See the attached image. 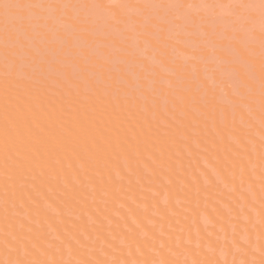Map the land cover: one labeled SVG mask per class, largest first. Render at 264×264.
<instances>
[{
	"label": "bare ground",
	"instance_id": "1",
	"mask_svg": "<svg viewBox=\"0 0 264 264\" xmlns=\"http://www.w3.org/2000/svg\"><path fill=\"white\" fill-rule=\"evenodd\" d=\"M12 37L14 36L12 35ZM0 48L3 49V47ZM12 49L14 50V47ZM160 63L162 62L160 61ZM0 72L4 74V71ZM13 72L20 73L14 70ZM15 73L12 75L15 76ZM1 74L0 78L1 76H5L4 80L9 78ZM32 76L34 77L33 74ZM32 76L30 78H33ZM14 78L18 79L19 75ZM25 78L28 79L27 75ZM11 79L8 80L13 81ZM19 80L14 82L21 86L0 80V264H264V198L260 199L261 197H259L261 192L264 193V159H262L264 156H261L264 148H260L264 146V142L253 137L260 140L256 141L258 143L256 150L259 148L256 151L253 147L255 145H249V140L248 143L246 142L247 134L245 138H241L244 137V132H242L241 126L240 132L238 127L240 124L237 125V122H234L236 131L235 128H228L227 125L232 124L227 115L228 111L225 114L228 117L226 120L231 124H226L227 128L224 131L222 128L225 125L221 126V123L215 121L218 118L215 116V112L214 119H216L213 124L215 128L210 125L211 123L205 124L207 119L204 120V126H206L204 130L202 124L204 121L201 123L203 119L200 120V117H197L200 124H195H199V126H195L193 121L198 122V119L195 117V120L193 117V115L195 116L193 110V113H190L192 108L188 110V107L185 108V106L180 107L184 108V112L187 109L186 113H190L189 116L185 115L184 119L183 116L182 119L181 116L179 117L180 120L185 121H181L182 125L185 123L184 127L179 128L180 123L176 121L178 120L176 117L179 115L177 114V116L175 111L176 120L175 118L173 120L178 124L177 127L176 124L171 127V121H174L171 117L164 121V117L161 118V116L165 114L159 115L162 113L161 109H156L155 112L159 111V113L152 111L153 115L155 114L157 118L160 117L153 121V119L155 120L154 116L151 119L152 114H148L152 109L147 111L149 110L147 106V112H145L147 116L145 114L144 117V110L141 109V113L138 112L141 106L132 110V104L129 108L128 101L125 103L126 105L121 103L124 99L120 100L116 97V100H120V102L114 101L115 99H112L113 102L108 101L111 99L110 97H113L109 96L110 92L117 89L114 86H112L113 89L110 88L109 93L106 91L108 95H105L106 92L103 93L107 97V99L105 98L107 102L103 103L105 99L102 102L100 97H96L99 100V103H96L93 100L100 89L98 88L97 91L93 83L94 86H91L95 90L92 92L96 93L97 91V93L92 96L91 93L86 92L88 97H91L86 96L85 98L90 100H83L88 102L83 103L82 99L73 96L71 92L69 93L66 88L69 84L62 87L65 83H61V88H65V92L68 91L70 97L73 96L79 101L75 100L77 101L75 102L73 97L68 98V101L65 100L67 96H64L65 98L56 97L55 94H67L64 93V90L61 92L57 90L59 93L55 91V93L47 94L54 90L27 87L28 80L26 82ZM30 82H32L31 79ZM30 82V85L39 83L33 81L34 83L31 84ZM18 87H22V91ZM25 87L30 91L27 89L24 91ZM76 87L79 91L81 85ZM82 87L85 89L86 86ZM164 87H166L165 84ZM51 88L55 89V87ZM34 89H36L35 92ZM40 89L45 91L47 96L43 95ZM83 90L79 96L83 95ZM38 91L41 93H37ZM102 91L104 92L103 89ZM120 92L118 90V93ZM61 94L60 96H63ZM103 94L100 95L103 96ZM168 94L170 95V93ZM125 97L128 99L129 96ZM96 98L95 101H97ZM186 100L188 99L186 98ZM156 101L158 102L157 99ZM173 102L177 103L178 101ZM136 103L141 105L138 98ZM186 103L188 104V101ZM113 104H118V106ZM196 105L198 104L196 103ZM201 106L202 109L206 108ZM208 109H205V112ZM128 110H131L130 113H127ZM132 111H137L135 112L136 116L131 115ZM209 111L207 115H211L212 111ZM133 112L132 114H134ZM238 112L236 113L238 114ZM191 116L194 120L191 119ZM201 117L203 116L201 115ZM188 118L192 120L191 125V120ZM160 120L164 125L169 123L168 127L170 128L161 127ZM200 125L202 128H199ZM207 126H212V129H208ZM217 128L221 130L219 131ZM201 129L204 130V133ZM213 129L216 130L213 131ZM193 130H197V132H193L196 138L191 132ZM233 130L236 133L232 132V136L239 137H233L236 141L235 144L232 142L231 136ZM215 131L216 134L213 133ZM228 135L231 136V139ZM248 136L250 137V135ZM193 141H197V146ZM207 143L210 146H207ZM206 146L207 149H203ZM249 146L253 149L251 148V150ZM203 150L207 152H203ZM254 150L256 152L253 153ZM196 156L199 158L197 159ZM202 156L206 159V164H203L205 161L203 162ZM192 158L196 159V162L193 161L194 164L191 161ZM258 159H262L263 162ZM207 164L213 168H204L205 165L208 166ZM202 165L204 167H201ZM260 165L262 168L259 167ZM148 169L153 173L152 176H150L151 172H147ZM252 169L259 173L262 171V173L259 174ZM209 171L213 173L216 171L215 174L219 177L221 174L222 183L225 185H220L218 181L215 182L218 180L217 176L208 173ZM210 174L214 175H212L213 178L210 177ZM214 177L215 180H213ZM224 181L228 182L227 185ZM212 182L218 183V185H213ZM247 184L252 192L245 186ZM230 186L232 189L229 191H234L232 194L227 191ZM244 186L247 188L245 195L241 194L243 191L241 189ZM248 193L252 197H247ZM163 196H167L168 199ZM255 196L258 197L257 201L261 205L257 204ZM252 199L256 203H254L255 201L250 202ZM243 203L244 207L239 206ZM250 204L252 207H249ZM255 204L258 205V211L254 208ZM225 207H229L232 212L230 214L235 216L229 218ZM240 207H243L244 211L245 207L247 210L249 209L246 212L250 213L247 215H251V218L248 219L246 212ZM254 211H257L258 217L260 216L259 218L263 220L262 223H254ZM200 216H203L204 224L209 220L211 227L208 224H203L204 227L200 222L201 219L199 220ZM244 216L246 222L248 220L250 222L244 223L245 220H241ZM203 220L201 221L203 222ZM233 226L234 231H231ZM207 227L209 229H206ZM220 232L223 238L219 234ZM231 232H235L233 236ZM242 235L248 236H246L249 239L247 240L252 242V246L243 240ZM224 236L229 240L230 238L232 240L233 237L234 241L237 239L236 242L231 241L235 243V245L232 243L233 250L230 242L231 246L222 241H228ZM238 238H242L245 242H242L243 245L245 244L242 248ZM253 242H257V246ZM237 245L240 246L241 251ZM255 246L259 253L256 252V249L254 251ZM251 247H254V253ZM234 248L238 250L237 254L242 252L245 255L239 253L237 256ZM220 250L224 252V254L221 253L224 258L220 257ZM253 256L260 260L253 259ZM239 261L240 263H238Z\"/></svg>",
	"mask_w": 264,
	"mask_h": 264
},
{
	"label": "rangeland",
	"instance_id": "2",
	"mask_svg": "<svg viewBox=\"0 0 264 264\" xmlns=\"http://www.w3.org/2000/svg\"><path fill=\"white\" fill-rule=\"evenodd\" d=\"M12 35L14 37H12ZM0 37H1L0 47H3V49L0 48V57H1L0 64H2V67H0L1 68L0 71H4V74L3 72H0L2 73L1 75H6L9 77L6 78L11 79L10 77H13L14 75L12 74L15 73V72L12 73L13 70L17 71V73L20 72L19 74L16 73L15 74L17 76L19 75L18 79H20L19 80L20 82L21 80L24 82L28 80L26 82L28 83V85H26L27 87L31 86V88L40 87L41 89L49 88V90L51 89L54 90L47 92L48 94L51 92L55 93V91L57 90H60L59 92L63 91L65 88H61L62 86L61 83L63 84L65 83L62 87L69 84L70 86L69 85L66 86L69 93L71 92L73 96L75 97L77 96V98L82 99V101L83 100L89 101L90 99L88 98H90L91 96L88 97V94H86V92H89V94L91 93L90 95L92 94L96 95L97 91L100 89L99 92L102 95L106 91H108L109 93L110 88L114 86L121 92L118 93V90L113 89L114 88L113 87L112 88L113 90L110 92L109 95L113 97H110L111 99H108V101L111 100L113 102L112 99H115L114 101L120 102V100L126 99L125 96L127 97L129 96L128 99L125 100V102L124 100H122L123 102L121 103H124L123 105H126L125 103H127L128 101L127 104L130 103L128 107L130 108L131 107L130 105L132 104L131 107L132 110L133 109L136 110V108L141 106L138 112L141 113L140 110L141 109L144 110V117L146 114L145 112L150 111L151 109L152 110L148 114H152V111L155 112L156 109L157 110L161 109L160 111L163 114L161 113L159 115L165 114L164 116H161V118L164 117V121L168 120L170 117L173 120L175 116L178 114L179 116L177 115L178 117H176L178 120H176V118L175 120L178 123H180V127L179 126L178 127L183 128L185 123L184 125H182L181 121L183 120H180V118L182 119L183 116L184 119V117H186L185 115L189 116L190 113L194 112L195 114V116L193 115L194 118L200 117L199 118L200 120L203 119L201 123L204 120L208 119L206 123L205 121L202 123L203 126L207 123L208 125L211 123L210 125L213 126L214 120L216 119V118L214 119V112H215V116L218 117L217 118L218 120L216 119L215 121L221 123L222 124V125L220 124L221 126L224 125L226 126V124L230 123L226 120L228 118L227 115L230 117L229 119L232 122V124L230 123L231 124L230 126L227 125L228 128L229 127L230 129L235 128L236 131L237 128L234 127L235 125L234 122L236 121L237 123L236 122L235 123L237 125L240 124L238 127L240 128L241 126L242 129L244 130V131L242 130V132L245 133V134L243 133L244 137L242 136L241 138L242 139L245 138V135L247 134L246 136L247 138H245L247 141L245 139L244 140L247 143L249 140L251 143V144L248 143L249 145L252 146L255 145L253 146L255 150H256V144H258L256 142L257 140L261 139V141L264 142L263 139L264 138V132H263L264 131V118H263L264 117V0H0ZM4 44L8 48L5 47ZM13 47L14 50L12 49ZM160 61L162 63H160ZM15 62H17V64H15ZM11 65L13 66L11 67ZM6 69L7 70L10 69V70L7 71ZM32 69L35 71H33ZM31 72L34 75V77L32 76ZM27 73H29L30 75H28ZM25 74L27 75L28 79L25 78L26 77ZM16 75L14 77H16ZM31 76L33 78H30ZM172 76L174 79L172 78ZM14 77L12 78L13 81H10L8 79L4 80L5 76H1L0 80L2 79L3 82L9 84H11L12 82L13 84H18V86H21L19 83L14 82L18 80L17 78L15 79ZM21 77H24L25 79ZM187 78H191V79H187ZM30 79L32 80V82H30ZM112 79H114L115 81ZM119 80L121 81L120 83ZM33 81L39 83L35 85L36 83H34ZM29 82L31 84L34 83L33 85L35 86L30 85ZM93 83L95 86L93 85ZM107 83L110 84L108 85ZM39 84L40 86H38ZM164 84L166 87H164ZM74 85L76 86L81 85L79 91H77L78 87ZM91 85H93L94 88L96 87L97 90L96 93L95 91L94 93L92 92L95 89H93ZM121 85H123L122 88ZM22 86H24L23 83ZM49 86L55 87V89ZM73 86L74 89L72 88ZM82 86L84 87L86 86L85 89ZM27 87L24 88L25 89L24 91H26ZM68 87H70L72 91L69 90L70 88ZM173 87H175L176 89ZM21 88L18 87V89ZM81 88L85 90L84 92V90L82 89L84 96L83 95L79 96L81 94L80 92L82 91ZM89 89L91 90L87 91ZM102 89L104 90V92L102 91ZM27 90H29V88ZM35 90L36 89H34L33 91L35 92ZM145 90L147 93L144 92ZM41 91L43 95L47 96L45 91L43 90ZM41 91H38L37 93L39 92L41 93ZM68 91L65 92L64 90V93H67L65 95L57 91L59 95L58 94L55 95H57L56 97L59 96L60 98L67 96V99L65 100L68 101V98L73 97V96L70 97ZM115 91L117 94L115 93ZM99 92L97 96L94 97V100L91 99L96 103H99V100H97L98 98L96 97H100L102 99L101 100L102 102L103 99L105 98L107 99V97H105L104 94L103 97L99 94ZM54 93L52 97L54 96ZM108 93L105 95H108ZM168 93H170V95ZM60 94L63 96H60ZM86 96L88 98H85ZM116 97L117 99L119 98L120 100H116ZM136 97L138 98V102L140 101L141 105H137ZM77 98L74 99L73 97L74 101L75 100L79 101V99ZM95 98L97 101H95ZM186 98L188 100H186ZM106 99L103 103L107 102ZM156 99L158 100V102L156 101ZM176 100L178 102L174 103L173 101ZM187 101L188 104L186 103ZM86 102L83 101V103ZM195 102L199 106L196 105ZM217 102L218 104H215ZM157 103L159 104L157 105ZM210 103L214 105H211ZM118 104H113V105L118 106ZM176 104L179 105L176 106ZM146 106L149 108V110H147ZM180 106L181 107L185 106V108L188 107V110L192 108L190 110L191 112L186 113V111H188L187 109L184 112V108H181ZM200 106L203 108L205 106L206 108L202 109L200 108ZM179 108L182 110H180ZM207 108L210 109V111L208 109L207 112L212 111L211 115L208 114L210 115L209 116L210 118H208L207 112H205L206 111L205 109ZM168 109L170 111L172 109V111L170 112ZM201 109L204 111H202ZM130 111L128 110L127 113H130ZM174 111L176 115L174 114ZM227 111L229 112V114L227 113V115H225ZM237 111H239L238 112L239 115L236 113ZM132 112L131 115L136 116L135 112L137 111L133 112L134 114H132ZM204 112L206 113V115ZM155 113H159V111ZM201 115L203 117H201ZM155 116H156L155 114L154 115L152 114L150 118L151 119L152 117L155 118V120L153 119V121L158 120V118L160 119V117L157 118V116L156 117ZM193 117L191 119L194 120ZM130 118H132V116ZM185 119L187 120V118ZM189 119L190 118H188V120ZM199 119L197 120L198 122L193 121V124L195 125L196 123H199ZM175 120H173L175 123L171 121L172 124L171 127H173V125L175 124H176L175 126L177 127L178 123H176ZM162 122H163L162 120H160L159 122V124L160 123L162 124L161 127L164 128L166 126L167 128H170L168 127L169 123L168 125H164V123ZM191 123L192 120L190 122V125ZM199 124L195 126L198 127ZM186 125L188 124L186 123ZM257 125H259L260 127ZM200 126L201 127L199 128H202V125ZM225 126L222 128L223 129L222 131L226 130L227 126L226 127ZM205 127L206 126H204L203 128L204 130L206 129ZM211 127H209L208 129H210ZM214 130L216 129H213V131ZM217 130L220 131L221 129L217 128ZM235 131L234 130L231 131V136H232V132ZM191 132L192 133L197 132V130H193ZM240 132H241V128H240ZM213 133L216 134V131ZM194 135L195 133H193V136ZM248 135H250V137ZM228 136L231 139V136L230 135ZM254 136L259 139L257 140L256 138L254 139L253 138ZM233 137L236 138L237 136L235 135L232 136V140H233L232 142L234 143L236 141H234L235 139ZM194 138L196 137L194 136ZM186 141L188 142L189 140ZM193 142L195 143V146H197L196 143L197 141H193ZM208 145L209 144L207 143V146ZM207 146L203 149H207ZM249 147L250 149L252 148L251 146ZM259 147H260V143H259ZM260 148L262 149L264 148V146ZM255 150L253 151V153L259 150V148H257L256 151ZM204 151L206 150H203V152ZM256 154L257 153H255V155ZM261 156H264V152L263 155L261 153ZM196 157L197 159L199 158L198 156ZM201 158L203 159V162L205 161L203 164H206V159L203 156ZM262 159H258V160L260 162H263ZM195 160L196 159L193 158L191 159L193 164L196 162ZM207 165H208L207 167L206 165L205 167L204 165H202L201 167L208 169L210 167L211 169L213 168V166H211L210 164ZM259 167L262 168V165H260ZM263 170H264V165H263ZM147 172L149 173L151 171L149 170ZM208 173H213V172L209 171ZM215 173L216 171L213 174L217 176L216 178L218 180H215V177L213 180H215V182L218 181V183L220 182V185L221 184L225 185V183H222L221 174L218 173L220 174L219 177ZM257 173L259 172L257 171ZM261 173L262 171L259 174ZM151 174L153 175L152 172L150 173V176H152ZM212 175L210 174V177H212ZM146 176L149 177L148 175ZM215 182L214 183L212 182V184L218 185V183ZM224 182H226L227 185L228 182L227 181ZM245 186L249 188L250 192H252L248 184ZM244 187L241 189L244 191V192L241 191V194L245 195V192H247L245 191V189L247 188ZM224 188H226V186H224ZM227 189H228L227 190L228 193L230 194L234 193V191L232 192V190L231 192L229 191V189H232L231 186L228 187ZM253 195H255V193ZM250 196L252 197V195L250 194L247 197ZM166 197L167 196L165 197L163 196V198L165 199ZM259 197H261L260 199H263L264 193L261 192ZM257 198L255 196L256 201ZM253 199L250 200V202L251 201L254 202L255 200ZM256 201L254 203H256ZM257 204L261 205L259 204V202ZM243 205L245 206L244 203L240 204L239 206H243ZM258 205L255 204L254 208L257 209ZM243 207L240 208L243 210ZM249 207H252V205ZM229 209L230 208L228 207L225 210L229 214V218H231L232 215L230 213L232 212ZM244 209H245V211L243 210L244 212L249 210V209L247 210L246 207ZM250 210L252 211L253 209L251 208ZM257 211H254L255 219L253 218L254 220L253 219L251 220H253L255 224H260L263 222V220L259 218L260 216L258 217ZM244 212L242 213V215H244ZM247 214L250 213L246 212V215ZM202 215L204 214L202 213ZM250 216H248V219ZM200 217L201 218H199V220L200 219L203 220V216ZM205 219L208 220L207 218ZM201 220L200 222L203 225L204 220L203 222ZM241 220L244 221L245 216ZM248 221L250 222V220ZM205 222L206 224L210 225L209 227H211L209 220ZM247 222L245 220L244 223ZM211 223L213 224V222ZM213 227L214 226L212 225V228ZM232 228L234 229V226L231 227V229ZM206 229L209 228L207 227ZM233 229L231 231H234ZM231 233L233 236L235 232H231ZM219 234H221L222 237V233L220 232ZM244 236L242 235L243 240L244 241L246 240L247 241L246 243L251 245L252 242L248 241L249 240L247 238L248 236L247 235H246L247 237ZM224 238L226 239L225 236ZM233 238L232 240L234 241ZM238 239L240 240L239 243L241 242L240 244H242L241 245L242 248V246L245 245V244L243 245V243L245 242L242 240V238L241 239L238 238ZM226 240L228 241H224V240L222 241L227 245L230 242L232 245V243L236 242L237 239L234 242H231L232 241L231 238L230 240L229 239ZM254 244L256 245L257 242ZM233 245H235V243ZM233 245H232V250L234 247ZM239 247L240 246H238V248ZM241 248H239V251H241ZM251 248H252L251 250L253 251L254 247ZM255 249L257 250V247L254 248V251ZM236 251L238 250L235 249L234 252ZM222 252L220 250L219 254L221 258H224L223 255L221 254ZM256 252H258V250ZM243 254L244 253H242V255ZM253 259L260 260L259 258L254 256ZM238 263H240V261Z\"/></svg>",
	"mask_w": 264,
	"mask_h": 264
}]
</instances>
